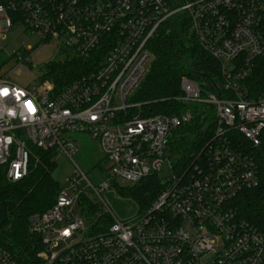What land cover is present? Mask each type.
Returning <instances> with one entry per match:
<instances>
[{
    "label": "built area",
    "instance_id": "obj_1",
    "mask_svg": "<svg viewBox=\"0 0 264 264\" xmlns=\"http://www.w3.org/2000/svg\"><path fill=\"white\" fill-rule=\"evenodd\" d=\"M181 12L221 73L204 86L181 78L176 99L212 105L216 120L185 167L173 163L169 141L190 112L142 115L129 100L151 61L149 39ZM20 25L38 43L0 64V93L9 90L0 95V174L25 177L29 145L72 160V133L95 139L109 166L99 185L76 166L52 206L29 217L34 257L24 262L0 244V264H264V232L237 203L255 190L264 206V86L247 81L264 55V0H0V44ZM50 40L61 54L92 57L94 68L63 88L42 79L48 62L34 54ZM19 70L38 82L19 84L10 75ZM153 174L163 187L151 203L132 219L115 217L100 192Z\"/></svg>",
    "mask_w": 264,
    "mask_h": 264
},
{
    "label": "trees",
    "instance_id": "obj_2",
    "mask_svg": "<svg viewBox=\"0 0 264 264\" xmlns=\"http://www.w3.org/2000/svg\"><path fill=\"white\" fill-rule=\"evenodd\" d=\"M148 49L151 54L149 67L129 100L140 103L142 115L190 112V120L181 123L169 141L173 163L185 167L211 136L216 120L212 105L176 99L181 94V78L186 76L200 86L209 81L218 82L221 80L220 63L201 48L190 31V22L184 12L168 17L159 25L148 41ZM94 66L92 57L86 59L67 50L62 57L44 65L42 79L63 88ZM247 79L255 89H262L264 55L254 59ZM29 151V170L25 177L14 181L0 174V244L24 262L31 260L38 248V235L28 232L29 217L52 206L61 188L53 177L55 152L31 145ZM260 158L264 159V156L260 155ZM115 187L135 198L141 210L160 192L163 182L153 174L135 184H115ZM262 198L251 190L237 203L241 214L264 232Z\"/></svg>",
    "mask_w": 264,
    "mask_h": 264
},
{
    "label": "rangeland",
    "instance_id": "obj_3",
    "mask_svg": "<svg viewBox=\"0 0 264 264\" xmlns=\"http://www.w3.org/2000/svg\"><path fill=\"white\" fill-rule=\"evenodd\" d=\"M37 43L38 38L25 32L24 27L21 25L17 28H10L5 32L4 40L0 44V64L8 60L10 54L18 48L26 45L35 46ZM41 45L42 48L34 54L41 67L46 62L62 57L61 52L58 51L56 40H50ZM13 64V60L5 63L2 70L9 69ZM10 75L21 85H26L33 81L38 82V80H34L35 73L32 75L19 70L11 72ZM70 136L75 140L77 150L73 154L72 160L66 155H57L53 177L57 180L59 186L63 188L66 185L67 178L78 166L94 185H99L105 178L103 172L109 166V162L105 159L97 141L86 133H72ZM166 175L167 173L163 174V176ZM100 195L115 217L120 220L132 219L140 210L136 199L122 193L119 188L102 190ZM84 221L86 222V220Z\"/></svg>",
    "mask_w": 264,
    "mask_h": 264
},
{
    "label": "clouds",
    "instance_id": "obj_4",
    "mask_svg": "<svg viewBox=\"0 0 264 264\" xmlns=\"http://www.w3.org/2000/svg\"><path fill=\"white\" fill-rule=\"evenodd\" d=\"M30 102H31V101H30ZM25 107L27 108V110H28V112H29L30 114H33V115H34L36 109H34V108L32 107V102H31V103H28V104H25Z\"/></svg>",
    "mask_w": 264,
    "mask_h": 264
},
{
    "label": "snow or ice",
    "instance_id": "obj_5",
    "mask_svg": "<svg viewBox=\"0 0 264 264\" xmlns=\"http://www.w3.org/2000/svg\"><path fill=\"white\" fill-rule=\"evenodd\" d=\"M8 89H4L3 90V92L2 93H0V95H5V96H7L8 95ZM19 97H17V99H18ZM28 103H31L30 101H28L26 104H28Z\"/></svg>",
    "mask_w": 264,
    "mask_h": 264
}]
</instances>
